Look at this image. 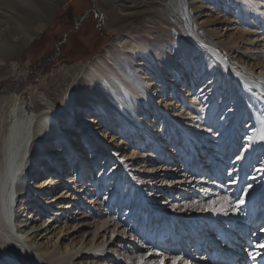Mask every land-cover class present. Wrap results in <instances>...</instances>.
I'll return each instance as SVG.
<instances>
[{
  "label": "rangeland",
  "instance_id": "1",
  "mask_svg": "<svg viewBox=\"0 0 264 264\" xmlns=\"http://www.w3.org/2000/svg\"><path fill=\"white\" fill-rule=\"evenodd\" d=\"M105 1L62 0L56 9L51 8L45 31L0 66V103L28 107L33 117L38 113H49L53 117L62 113L49 105L60 85L55 74L70 67L83 68L97 56L105 58L106 51L118 40L117 31L107 26L106 11L102 7ZM152 1L156 4L168 2ZM208 1H212L213 7H209V3L207 8H198L202 14L196 15L200 32L221 46L223 56L251 73L264 76V0ZM142 2L134 0L136 6L142 7L143 17L158 25L143 22V29L138 33L148 31L151 35L161 36L158 41L150 37L144 39L155 54L153 59L159 71L143 64L140 58L134 64L143 82L151 85L150 94L145 98L135 97L132 93L129 96L134 99L135 118L142 121L144 129L116 118L114 109L106 106L108 111L104 114L93 107L90 113L83 112L79 117L84 106L79 109L76 119L62 114L63 119L55 123L73 142V148L66 153L71 159L62 161L64 154H58V158L57 154H50L55 146L59 149L66 146L54 142L56 135L48 137L51 144L45 148L47 155L44 157L57 162L53 165L55 169L51 167L50 172H42L27 190L30 196L38 194L35 200L39 204L43 201L38 197L43 194L44 199L53 198L48 203L63 207L49 208L51 215L33 245L63 257L74 255L75 264H178L189 257V264H196L193 261L196 258L197 264H203V261L214 264L212 255L207 253L218 243V238L204 237L211 243H205L201 251H196L194 247L187 248L177 233H189L197 228L192 224L195 214L213 218L211 214H225L229 206L237 216L231 218L233 221H221L223 225L218 229L223 232V238L220 241L230 244L231 234L227 229L232 222H241L239 228L244 226L243 231H247L244 250L238 251L237 260L231 264H240L244 255L245 264H253L246 256L245 246L258 251L257 246L264 244V240L256 236L257 231L264 230V224L260 222L263 218H259V213L253 214L250 226L245 217L262 204L264 193L257 197L253 195V208L248 213L245 203L252 195L251 185L259 182V174L264 171L262 162L250 159L263 136L258 137L254 119L242 116L244 111L240 110L244 103L239 101L227 74L220 80L214 75V68H219L220 63L213 61L212 68L208 69L210 56L203 60L207 54L197 45L181 50V42L168 22L149 11V8L154 9L153 6L148 7ZM137 20L129 23H138ZM167 54L170 55L169 62L177 65L178 70L162 59ZM204 69L207 70L203 74ZM48 80L51 81V99L39 89L41 82ZM65 97L67 95H61V98ZM108 116L115 117L116 123L105 126ZM184 130L188 136L182 135ZM197 131L206 136V141H196L193 133ZM229 131L239 135L238 139L229 140ZM154 137L162 143L160 147L154 144ZM192 143L195 149L201 150V156L195 152ZM164 148L169 152L165 153ZM73 149L81 152L75 157ZM260 157L264 160V150L260 151ZM244 159L246 163L241 166ZM60 163L61 170L56 168ZM50 164L53 163L49 162L47 166ZM84 166L87 171L82 174ZM52 178L61 180V185L55 186L53 181L48 184ZM240 181L251 184L239 187L237 191ZM43 184L49 185L47 190L41 187ZM17 202L16 221L20 220L21 224L32 221L28 218L30 214L26 213L27 217L21 215L20 202ZM64 208L67 215L60 212ZM62 217L65 219L60 221ZM209 222L214 220L209 219ZM169 226L170 230H167ZM169 232L175 243L169 241ZM236 232L241 234L240 230ZM160 236L165 237L164 242ZM250 240L256 243L251 244ZM99 244L109 252L99 255L86 252ZM217 247L220 248V243Z\"/></svg>",
  "mask_w": 264,
  "mask_h": 264
},
{
  "label": "bare ground",
  "instance_id": "2",
  "mask_svg": "<svg viewBox=\"0 0 264 264\" xmlns=\"http://www.w3.org/2000/svg\"><path fill=\"white\" fill-rule=\"evenodd\" d=\"M60 1L62 0H0V66H3L5 61L11 59L23 47L32 42L40 33L45 31L48 21L50 20L49 14L52 10L51 8L56 9ZM142 1V3L146 4L148 7H154V9L149 8V11H152L161 19L168 22V25L172 28V32L175 33L177 39L181 42L179 47L181 50L185 51L192 45H197L204 49L205 54H207L206 57L204 56L205 58L203 60H208L210 56L211 60L208 62V69L212 68L210 65L213 61L220 63L219 68L217 66V68H214V75H217V79L220 80L223 74H227L226 78H228V82L234 84L237 96H239V101L244 103V107L242 106L243 109H241L242 111L240 110L242 113L244 111L242 116L248 115V117L250 116L254 119L255 126L258 127V137H264V76L251 73L223 56L221 54V46L215 45L212 39L205 37L198 28L196 15L202 14V12L198 11V8L199 10L207 8L209 3V7H213L214 4L212 1L167 0L168 2H165V4H156L152 0ZM102 7H104L103 10L106 11L107 26L117 31L119 35V37H117L118 40L106 51L107 54L105 58L97 56L95 60L83 68L70 67L67 68L66 71L57 72L55 74V80L60 85L58 87V93H55L54 101H52L53 104L50 102L49 105L52 109L55 108L57 111L62 110V113H56L54 117L49 113H38L33 117L30 115L28 107H18L16 104H10V102L0 103V264H75L74 255L71 257H63L57 253L49 252L47 249H42L39 246L36 247L33 245L37 237L41 235L44 230L43 228L46 225L47 217L51 215V209L49 208L51 206L57 208L62 205H52V203H48L53 198L44 199L41 197L43 194L38 197L43 201L42 204H39V202L37 203L35 200L38 194L35 195V197L33 196L34 194L30 196L28 194L29 190H27L30 183L35 184V180L41 177L42 172L45 173V170L50 172L53 170L51 167H54L53 165L57 163L55 161H49L48 158L44 157L47 155L45 152L47 147L51 144V142L47 140L48 137L56 135V137L54 136V138H56L54 142L58 145L63 143L66 146L60 149L55 146L53 152L50 154H64L62 161L67 160L69 162L71 159L68 158L69 154L67 156L66 153L68 149L70 150V148H73V142L69 140L67 133H62V131L59 130L55 123L57 120L59 121L60 119L61 121V118L63 119L62 114L68 116V118L73 117L76 119L78 117V111L82 106L84 107L81 108L82 113H80L79 117L82 116L83 112L86 114L90 113L93 107L101 110V114H104L108 111L107 109L105 110L104 106H106L108 109H114L117 114L115 116L116 118L125 119L126 122L135 127H144L142 126V121L139 118H135L134 99L129 98V96L130 93H132L135 97L145 98L147 94H150L151 85H147L143 82L139 73L135 71L134 64L137 58H140L144 61L143 64L148 65L156 72L159 71V66H157L153 59L155 54L144 39L150 37L152 40L158 41L161 39V36L159 34L151 35L152 32L148 31L138 33V31L143 29V22H149L154 25H158V23L151 22L143 17L144 11L142 7L136 6L134 0H106ZM14 12H16L17 16ZM179 17H181V23L179 22ZM135 19H138V23H129ZM165 37L170 40L168 34H166ZM168 56L170 55L167 54L165 57H162V59H165V61L170 64L171 68L175 67L178 70L179 68L177 65L169 62ZM205 70L207 69H204L203 74ZM179 76L180 75H178V77ZM50 86L51 81L49 80L48 82H41L39 85V89L44 91L47 98H50ZM68 91H70L69 95L67 94ZM61 95H67V97L63 99ZM72 96L76 98H72ZM115 117L109 118L108 116L105 126H107V124L112 125L116 123L114 120L116 119ZM235 128H238V126ZM193 134L198 143H201L203 140L206 141V136L201 132L197 131ZM182 135H187L186 130L182 132ZM227 135L229 136V140L232 138L237 140L239 137V135H234L231 131H229ZM149 136L151 137V135ZM153 139L156 147L162 145L156 137ZM258 142V147H255L250 159L253 161L258 159L262 162L261 166L264 168V160L260 157V151L264 150V139L260 138ZM208 143H211V141L208 140ZM250 143H252V141ZM255 143L256 141L254 144ZM192 145L193 149H195L196 146L193 143ZM219 150L220 147L217 151ZM87 151L88 148L83 152L86 153ZM163 151L165 153L169 152L165 148ZM200 151L201 150H198V148L195 149V152L198 153L199 156H201ZM73 152L76 157L81 150H74ZM210 153H212V151ZM50 154L48 153V157ZM216 154L218 153L216 152ZM58 157L59 155L57 158ZM49 162L53 164H50L48 167L47 165ZM186 163L187 161H185V164ZM188 163H190L189 160ZM214 163L215 161H213L212 164ZM245 163L246 159L241 162V166ZM57 167L61 170L62 163L57 164L56 168ZM80 170L81 167L79 170L77 169V171ZM86 171L87 169H85L84 166L82 174ZM29 178H31L30 181L27 180ZM26 180L28 181L27 184ZM52 181L55 186L61 185V180H57V178H52L48 184ZM258 181L259 182L253 183L250 187V194L252 195H250L249 200H247L249 202L245 203L247 204V206H245L247 208V213L253 208V195L255 194L257 197V195L259 196L264 193L263 170L261 171V175L259 174ZM246 184L249 185L251 183H248V181L238 182L236 187L237 191L239 187L241 188ZM48 186L49 185L45 186V184H43L41 187L47 190ZM76 199L77 198H74L75 201ZM17 201L20 202L19 209H21V215H26L27 217L30 214L28 218L32 221L29 222V220H26L24 224H21L22 222L20 220L16 221L15 206L18 204ZM261 203L260 206L257 205L256 208H253V210L249 212V215L245 213L247 215L245 217L246 221H249L250 226L251 218L253 214L256 213H259L257 214L259 218L262 216L263 220L261 224H264V197ZM261 208L262 210L257 212V210ZM228 209L229 210H227L225 214H211L213 218L210 217V215L201 214L203 215L202 217L199 214H195L192 219V224L197 228L189 233L179 232L177 233L178 237L180 236V238L186 242V245L185 243L184 245L187 248L194 247L196 251H201V246L205 245V243L207 245L208 243L207 239H203V234H209L208 239L218 238L217 242L220 243V248L217 247V243L214 248L211 246L212 248L210 247L208 249L209 253L207 254L212 255L211 257L213 258L214 264H231V262L237 260L236 254L238 251L244 250L243 244H245L247 231H243L244 226L239 228L241 227V222L236 224L232 222L230 228L227 229L230 230L229 234L231 235L228 240H231V243L228 244L226 241H220L223 238V232H221V229H218V227L223 225L221 221H233L231 218L237 216L234 211L232 212L229 206ZM66 210L67 209L64 208L63 211H60L61 214L63 215L66 213L65 215H67L68 211L66 212ZM64 219L65 218L62 217L60 221ZM209 219H213L214 222L210 223ZM40 221H42V224L39 225ZM206 224H209V226L207 225L206 227ZM245 226L246 229H248V222H246ZM167 230H170V226ZM237 230L241 231L240 235L237 234ZM257 232L258 234L256 236L264 240V230ZM256 233H254V235ZM170 234L169 232V241L171 239L173 240L172 243H175V240ZM189 234H191L190 237H188ZM165 236L168 235L166 234ZM160 238L163 239L162 242H164L165 237L160 236ZM236 239L237 241L235 242ZM101 247L102 244H99L92 251L88 249L86 252H94L95 255L109 252L107 249H102ZM245 247L247 250L246 256H248V260L254 262L253 264L260 263L264 258V244L257 246L258 251H251L249 245ZM244 257H242L240 264H245L247 262L246 260L244 261ZM189 258L180 263L178 262V264H189L191 262ZM214 258H217V261L214 260ZM199 260L201 261L200 258ZM193 261L196 264L198 262L197 258L193 259ZM211 262L203 261V264H212Z\"/></svg>",
  "mask_w": 264,
  "mask_h": 264
},
{
  "label": "water",
  "instance_id": "3",
  "mask_svg": "<svg viewBox=\"0 0 264 264\" xmlns=\"http://www.w3.org/2000/svg\"><path fill=\"white\" fill-rule=\"evenodd\" d=\"M94 10H95V8H94ZM89 12H90V11H89ZM95 12H97V11L95 10ZM84 18H85V17H84ZM84 18H83V19H84ZM79 25H80V24H78V26H79Z\"/></svg>",
  "mask_w": 264,
  "mask_h": 264
},
{
  "label": "snow or ice",
  "instance_id": "4",
  "mask_svg": "<svg viewBox=\"0 0 264 264\" xmlns=\"http://www.w3.org/2000/svg\"><path fill=\"white\" fill-rule=\"evenodd\" d=\"M262 139H264V137H262Z\"/></svg>",
  "mask_w": 264,
  "mask_h": 264
}]
</instances>
